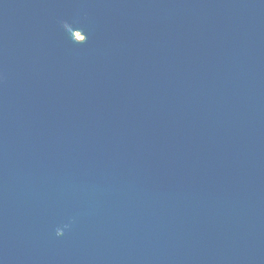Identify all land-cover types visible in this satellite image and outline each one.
<instances>
[{"label": "water", "instance_id": "water-1", "mask_svg": "<svg viewBox=\"0 0 264 264\" xmlns=\"http://www.w3.org/2000/svg\"><path fill=\"white\" fill-rule=\"evenodd\" d=\"M0 264H264V0H0Z\"/></svg>", "mask_w": 264, "mask_h": 264}, {"label": "clouds", "instance_id": "clouds-1", "mask_svg": "<svg viewBox=\"0 0 264 264\" xmlns=\"http://www.w3.org/2000/svg\"><path fill=\"white\" fill-rule=\"evenodd\" d=\"M62 235V234H61Z\"/></svg>", "mask_w": 264, "mask_h": 264}]
</instances>
